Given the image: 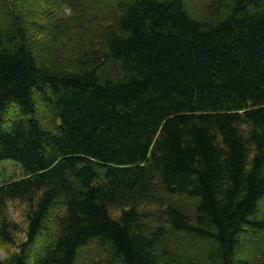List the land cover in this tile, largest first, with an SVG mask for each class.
<instances>
[{
  "label": "trees",
  "instance_id": "1",
  "mask_svg": "<svg viewBox=\"0 0 264 264\" xmlns=\"http://www.w3.org/2000/svg\"><path fill=\"white\" fill-rule=\"evenodd\" d=\"M3 160L0 264H264V0H0Z\"/></svg>",
  "mask_w": 264,
  "mask_h": 264
},
{
  "label": "rangeland",
  "instance_id": "2",
  "mask_svg": "<svg viewBox=\"0 0 264 264\" xmlns=\"http://www.w3.org/2000/svg\"><path fill=\"white\" fill-rule=\"evenodd\" d=\"M23 176L20 165L12 160L0 161V184L7 183L13 180H18ZM264 206V203H263ZM263 213V211H262ZM111 214H116L112 211ZM7 219L16 228L13 232V240L11 243L0 242V259H7L9 256L17 252V245L24 240L23 231L26 226V207L18 201H12L7 206ZM257 242L248 243L244 249L250 253L252 248L256 247ZM87 255L86 260L96 259V251L94 249H88L85 251ZM245 254L239 257L240 260L244 259ZM83 257L78 264H86Z\"/></svg>",
  "mask_w": 264,
  "mask_h": 264
}]
</instances>
